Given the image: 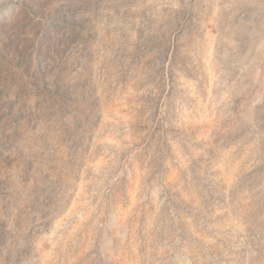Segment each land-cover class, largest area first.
<instances>
[{"label":"clouds","instance_id":"obj_1","mask_svg":"<svg viewBox=\"0 0 264 264\" xmlns=\"http://www.w3.org/2000/svg\"><path fill=\"white\" fill-rule=\"evenodd\" d=\"M163 7L179 11L182 4L171 0ZM241 8L261 21L264 32V0H206L197 41L200 73L192 78L176 72L174 91L165 65L163 91L159 77L153 80L147 69L134 67L128 81L109 95L105 89L116 77L97 61L89 85L97 87L100 98L95 126L81 116L80 127L72 123L74 137L69 139L68 129L55 116L37 125L22 158L31 152L33 175H42L38 169L50 173L63 199L22 264H142L136 244L126 243L129 237L135 241L141 230L150 245L147 264H209L217 253L230 264H264V240L251 238L248 248L255 251L237 254L249 239L247 217L264 199V184L257 188L242 183L264 166V121L234 110L235 99L256 88L260 69L249 53H240L234 34L223 37L235 54L230 72L221 70L216 52L223 15L232 20ZM258 51H264V39ZM227 57L225 52L222 58ZM82 72L74 65L64 74L70 89L87 79ZM149 95L159 100L149 110V115L156 113L151 122L154 139L132 130ZM262 102L264 92L249 111ZM154 156L164 157L161 173L154 174ZM33 187L29 180L25 191ZM78 233L81 239L75 245ZM93 249L95 254L86 258ZM216 260L224 264L219 255Z\"/></svg>","mask_w":264,"mask_h":264},{"label":"rangeland","instance_id":"obj_2","mask_svg":"<svg viewBox=\"0 0 264 264\" xmlns=\"http://www.w3.org/2000/svg\"><path fill=\"white\" fill-rule=\"evenodd\" d=\"M170 2L0 0V260L4 264H22L28 260L33 241L47 232L62 207L58 180L42 169H38L41 176H34L31 152L22 158L24 149L29 147L37 125L52 116L63 122L69 139L74 137L70 130L72 123L80 127L81 116L95 126L93 117L100 98L96 95L97 87L89 85L97 61L103 68L111 69L110 76L116 77L115 84L105 89L109 95L119 84L128 81L129 69L134 67L147 69L153 80L159 77L161 91L165 86V65L167 83L173 91L176 72L192 78L199 75L197 41L203 33L201 13L206 0H180L179 11L163 7ZM246 11L241 8L232 20L227 19L226 13L223 15L216 52L221 70L230 72L235 54L223 37L234 34L240 53H249V60H256L254 67L260 69L257 86L250 94L235 99L234 110L250 114L259 123L264 121V102L251 112L249 110L258 95L264 92V63H261L264 51H258L264 32L261 21L246 15ZM225 52L228 53L226 59L222 58ZM74 65L83 69L81 75L87 79L79 88L70 89L64 74H70ZM231 79L234 75L229 77V82ZM145 103L146 106L138 111L132 130L134 135L154 139L151 122L156 113L153 111L149 115V110L154 103L158 105L159 100L149 95ZM121 115L123 113L115 118L120 120ZM150 163L154 166V174L164 171L163 156H154ZM29 180L33 181L34 187L25 191ZM242 183L257 188L264 184V166L245 177ZM236 195L237 192L232 193L233 197ZM247 220L249 239L239 248L238 255H251L255 251L248 248L251 238L255 237L257 242L264 240V199L256 202ZM197 222H200L199 218ZM80 239L78 233L74 238L75 245H79ZM240 239L238 236L236 243ZM126 243H135L142 264H147L150 245L143 231L137 233L135 241L129 237ZM95 251H90L86 258L93 256ZM216 255L224 264H230L228 257L220 253L213 255L209 264H219Z\"/></svg>","mask_w":264,"mask_h":264}]
</instances>
